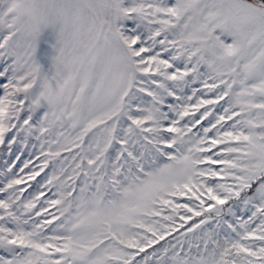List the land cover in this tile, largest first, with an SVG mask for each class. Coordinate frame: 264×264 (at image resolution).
I'll list each match as a JSON object with an SVG mask.
<instances>
[{
    "label": "snow or ice",
    "instance_id": "obj_1",
    "mask_svg": "<svg viewBox=\"0 0 264 264\" xmlns=\"http://www.w3.org/2000/svg\"><path fill=\"white\" fill-rule=\"evenodd\" d=\"M0 264H264V0H0Z\"/></svg>",
    "mask_w": 264,
    "mask_h": 264
},
{
    "label": "rangeland",
    "instance_id": "obj_2",
    "mask_svg": "<svg viewBox=\"0 0 264 264\" xmlns=\"http://www.w3.org/2000/svg\"><path fill=\"white\" fill-rule=\"evenodd\" d=\"M26 158V157H25Z\"/></svg>",
    "mask_w": 264,
    "mask_h": 264
}]
</instances>
